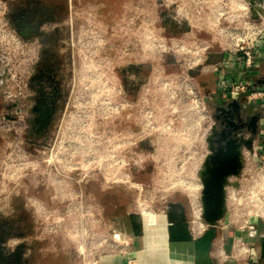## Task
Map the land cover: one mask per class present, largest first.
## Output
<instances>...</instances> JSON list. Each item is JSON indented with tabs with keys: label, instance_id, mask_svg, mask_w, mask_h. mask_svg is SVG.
Here are the masks:
<instances>
[{
	"label": "rangeland",
	"instance_id": "obj_1",
	"mask_svg": "<svg viewBox=\"0 0 264 264\" xmlns=\"http://www.w3.org/2000/svg\"><path fill=\"white\" fill-rule=\"evenodd\" d=\"M72 1L74 7L75 0ZM104 5L107 6V13L105 10H98ZM138 8V0H85L81 9L83 14L80 16L85 25V29L81 30V61L73 75L69 91L81 96V132L86 141L89 135L93 136L92 148L95 147L97 156L107 146L105 136L108 103L112 101L114 107L124 102L135 104L131 115H113L117 116L114 124L121 125L118 132L134 135L135 138L137 134L139 137L143 135V141L130 146L128 150V204L126 208H121V189L118 185L114 187L112 197L101 193V204H112L107 206L102 216L107 223H111L113 234L118 239L125 236L123 217L125 220L128 216L136 217L141 224L144 243L142 259H147L149 264H164L166 260L161 261L158 255L153 256L149 252L154 249V237L150 229L143 233L142 216L152 228L153 225L148 221L150 217L167 216L169 208L178 204L186 209L191 226L192 211L201 208V189H196L192 201L182 186L186 183L201 184L198 172L205 153L204 136L209 125L207 117L213 111L211 102L203 101L207 88L213 84V78L209 74H201L199 67L190 70L181 54L158 51L152 43L160 40L163 44L168 43L169 39L182 37L194 41H214L213 48L206 54L209 64L217 62L222 54L215 42L217 37L190 33L186 35L189 28L178 16L175 5L165 4L154 8L152 2L147 3L145 9V27L150 31L144 37V48L140 47ZM78 16L73 11L69 18L70 24L72 21L75 23ZM173 17L178 21L175 22ZM171 25L178 26L182 32L178 35L172 34L168 30ZM108 42L112 45L111 52L107 49ZM90 47L92 48L89 52ZM212 58L214 60L210 61ZM186 78L195 91V95L191 97L185 91ZM15 90L18 92L19 88ZM140 94L144 96L143 119L140 107L136 109ZM87 95L94 98L89 99ZM204 103L208 112L206 115L200 113ZM121 118L122 123H118ZM6 135L7 132L0 130L1 162L6 160L9 152L5 142ZM263 145L264 137L257 145L255 155L246 157L244 172L236 180L238 186L230 188L228 212L222 220L224 228L218 230L215 257L221 250L223 239L227 238L226 245L229 250L234 249L233 253L235 251L234 255L239 259V264L248 262L253 254L255 261L262 263L259 241L263 232L258 237H253L252 233L255 231L252 228L256 225L264 226ZM201 221L205 224L202 217ZM169 253L172 256L168 260L173 264L176 258L173 252ZM225 256H229L227 252ZM217 259L221 261L222 258L217 256Z\"/></svg>",
	"mask_w": 264,
	"mask_h": 264
},
{
	"label": "flooded vegetation",
	"instance_id": "obj_2",
	"mask_svg": "<svg viewBox=\"0 0 264 264\" xmlns=\"http://www.w3.org/2000/svg\"><path fill=\"white\" fill-rule=\"evenodd\" d=\"M1 2L13 32L33 53L25 92L3 113L12 133L7 137L10 144L8 166L0 167V264H22L26 247L32 243L39 245L41 253H54L55 246L59 248L57 241L50 243L44 237L38 211L39 208L63 209L65 205L60 194L65 185L79 190L78 180L82 170L89 169V190L100 203L102 194L112 197L114 186L107 180L110 161L97 156L95 147L91 149L89 146L92 144L82 135L81 96L69 91L81 61V30L85 29V25L80 16L85 0H75L74 7L72 0ZM106 8L104 5L98 10L107 13ZM73 11L79 16L75 23L72 21L70 24ZM230 103L213 107L212 124L204 138L205 153L201 167L210 155L231 159L236 148L242 144L241 176L246 157L254 156L257 145L262 142L264 107L247 104L244 100L226 107ZM219 107L225 109L217 111ZM108 134L110 137L115 135L110 129ZM250 140L253 141L252 151H248L243 144ZM6 169L9 172H4ZM239 177L229 178L227 207L230 188L238 186L236 180ZM120 198L121 208H126L128 197L124 187L121 188ZM101 205L106 210L112 204ZM168 214L175 221L183 216L188 220L182 205H172ZM163 217L168 236L167 216ZM202 224L203 230L195 233L192 218L191 232L194 237L205 231L206 226ZM173 244L167 242L168 251L182 253L194 264L191 246L186 245L191 249L187 254Z\"/></svg>",
	"mask_w": 264,
	"mask_h": 264
},
{
	"label": "built area",
	"instance_id": "obj_3",
	"mask_svg": "<svg viewBox=\"0 0 264 264\" xmlns=\"http://www.w3.org/2000/svg\"><path fill=\"white\" fill-rule=\"evenodd\" d=\"M149 2L154 4V8L165 4L175 5L178 16L189 28L186 35L190 33L217 37L215 42L222 56L217 62L211 64L208 63L206 54L213 48L214 41H194L182 37L169 39L168 43L162 44L160 40L152 43L158 51H174L184 56L182 60L190 70L199 67L201 74H209L217 78L213 92L205 95L203 102H211L215 107L244 100L247 104H260L264 107V83H258L259 80L255 74V70L264 57V0L262 4H256L263 8V13H257V16L250 0H138L140 12L138 41L142 48L145 45L144 37L150 31L145 27V9ZM173 20L178 21L176 18ZM108 44L107 49L111 52L112 45L110 42ZM32 55L33 53L26 48L10 27L0 0V130L7 132L6 139L12 130L4 120L5 109L24 94ZM109 57H112V54H109ZM187 82L186 78L185 91L191 97L195 95V91ZM17 87L18 92L15 90ZM87 98H94V96L87 95ZM108 104L106 117L108 126L105 136L107 146L105 150L100 151L99 157L107 158L111 163L107 180L116 184V186L113 185L114 187L119 185L120 189L124 187L128 190L130 184L128 150L130 146L142 142L143 135L139 137L137 134L135 138L134 135L118 132L121 125L114 124V119L117 118V116L113 117L114 114L131 115L135 104L124 102L116 107L113 106L112 101ZM143 105L144 96L140 94V102L137 103L136 109L140 107L142 119ZM200 113L208 114L205 103ZM207 118L209 125L206 132L211 127L212 114ZM118 123H122V118ZM109 129L115 135L110 137ZM92 137L89 135L87 141L93 144L89 146L91 149L94 146ZM5 142L10 151L8 140ZM8 161L9 154L6 160L0 161V167H7ZM4 172L7 173L9 170L6 169ZM89 174V169L82 170L78 180L79 190H73L65 185L64 191L60 194L61 199L64 200L63 209L54 211L39 208L44 237L50 243L58 242L59 248L55 246L54 251H64L65 248L69 250L72 264H101L103 257L112 255L123 258L125 264H138L132 257L135 237L126 230H124L123 238L118 239L113 234L111 223L103 219V206L89 190L88 184L91 181Z\"/></svg>",
	"mask_w": 264,
	"mask_h": 264
},
{
	"label": "water",
	"instance_id": "obj_4",
	"mask_svg": "<svg viewBox=\"0 0 264 264\" xmlns=\"http://www.w3.org/2000/svg\"><path fill=\"white\" fill-rule=\"evenodd\" d=\"M254 6V13H263V8L256 4H262V0H250ZM264 83L261 81L260 84ZM236 104L232 102L226 107ZM224 107L217 108V111L224 110ZM244 147L248 151L253 149V141L244 142ZM242 147L239 145L231 159H226L221 156L210 155L204 165L198 172L201 190V217L205 222L207 229L199 236L194 237L191 232L190 222L185 216L180 220H173L170 214H167L168 221V241L175 244H191L193 249L194 264H215L211 251L214 241L218 235V226L225 219L227 207V192L226 188L230 185V177H239L243 163ZM213 152V149H210ZM260 257L264 260V235L260 237Z\"/></svg>",
	"mask_w": 264,
	"mask_h": 264
},
{
	"label": "crops",
	"instance_id": "obj_5",
	"mask_svg": "<svg viewBox=\"0 0 264 264\" xmlns=\"http://www.w3.org/2000/svg\"><path fill=\"white\" fill-rule=\"evenodd\" d=\"M264 55V54H263ZM255 74L258 77V83L261 81H264V57L263 60L259 63L258 68L255 70ZM213 84L214 86L210 85L207 89L206 94L209 95L211 92H213V89L215 87V84L217 82L216 77H212ZM261 79V80H260ZM223 223H219V229H223ZM252 230L255 231V233H252L253 237H258L261 232H263L264 235V226H259L256 225L252 228ZM261 235L260 237H262ZM218 237L216 238L214 244H213V250H212V259L215 264H239V259H236L237 257L234 255L236 254L235 251L233 253V250L228 249L227 244V238L223 239L222 245H221V250L218 251L217 256H221V261L217 259V256L215 257L214 254V248H215V243L217 241ZM219 241V240H218ZM41 247V246H40ZM27 250L25 251V254L23 255V263L22 264H72V257L71 253L69 250L65 248L64 251H58V252H49V253H41L39 248V245L36 244H31L28 245ZM144 249V243H142V238H135L134 239V252L132 253V257L135 259V261L138 264H149L147 263V259L144 260L141 257V251ZM229 256H225V253ZM260 261L262 262L261 264H264V260L261 259ZM223 262V263H222ZM101 264H125V261L123 258H121L118 255H112V256H106L101 259ZM244 264H258L255 261V255H251L249 257L248 262H245Z\"/></svg>",
	"mask_w": 264,
	"mask_h": 264
},
{
	"label": "bare ground",
	"instance_id": "obj_6",
	"mask_svg": "<svg viewBox=\"0 0 264 264\" xmlns=\"http://www.w3.org/2000/svg\"><path fill=\"white\" fill-rule=\"evenodd\" d=\"M94 66V65H93ZM184 190L187 192V194L192 198V201H194L195 197V191L196 189H201V184L194 185L192 183H186L182 186ZM192 206V205H191ZM260 209V208H259ZM193 216V225L192 228L195 233H200L203 230V224L201 222V208L198 207L196 210L192 211ZM148 220V219H147ZM150 224L153 225L152 228H150L149 224L146 223V218L142 216V227H143V233L147 231V229H150L152 236L154 237V243L152 247L154 248L153 251L150 250L151 254L153 256H159L161 261H165L164 264H171L169 262V257L172 256L168 251L167 242L169 244H172L168 241V236H166V232L164 230L165 228V219L164 217H150L148 220ZM149 227V228H148ZM178 245L182 248L184 252L187 254L191 250L188 246H191V244H173ZM193 250V249H192ZM243 251V250H242ZM174 257L176 258L175 263L173 264H192L191 260L187 259L184 254L180 253H174Z\"/></svg>",
	"mask_w": 264,
	"mask_h": 264
},
{
	"label": "trees",
	"instance_id": "obj_7",
	"mask_svg": "<svg viewBox=\"0 0 264 264\" xmlns=\"http://www.w3.org/2000/svg\"><path fill=\"white\" fill-rule=\"evenodd\" d=\"M168 30L174 35H178L182 32V29L176 25H171ZM213 60V58L210 59V61ZM123 229L126 230L129 234L133 235L135 238L142 237L141 224L139 223L138 219L134 216H128L126 220L123 217Z\"/></svg>",
	"mask_w": 264,
	"mask_h": 264
}]
</instances>
